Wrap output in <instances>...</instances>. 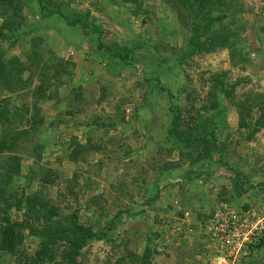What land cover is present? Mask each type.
I'll list each match as a JSON object with an SVG mask.
<instances>
[{"label":"rangeland","instance_id":"rangeland-1","mask_svg":"<svg viewBox=\"0 0 264 264\" xmlns=\"http://www.w3.org/2000/svg\"><path fill=\"white\" fill-rule=\"evenodd\" d=\"M16 1L15 14L0 9V28L22 27L0 37V48L5 59L28 56L33 75L27 78L24 70V86L14 92L0 82V100L16 107L11 123L0 121V140L6 134L10 143L17 135L16 145L0 153V214L21 222L25 202L20 209L16 202L22 194L38 193L62 215L75 214L94 230L112 219L113 230L88 243L74 264H132L133 255L144 253L149 233L154 237L148 264H216L219 253L198 236L203 228L194 232L191 226L223 203L240 207L264 196L244 192L235 198L233 173L224 167L207 182L177 184L164 166L177 162L186 173L189 159L175 148L166 150L186 129L170 128L171 106L179 105L184 121L195 118L188 120L193 130L212 123L221 154L249 185L264 180V127L248 140L251 133L238 128L233 105L250 108L244 117L253 125L264 115V0H223L217 8L204 6L201 16L195 13L198 3L188 8L178 0H48L64 16L86 19L85 29L41 16L36 0ZM210 12L223 16L210 33L220 30L234 44L192 53L194 19ZM91 24L101 29L98 35ZM198 33L199 42L208 45L205 33ZM98 42L129 49L127 65L97 49ZM216 78L230 90L229 98L213 91ZM52 172L58 177L44 184L42 176ZM151 196H158L154 210L143 206ZM38 243L24 233L20 247L30 253ZM229 256L234 264H264V246L259 252L240 246ZM0 264L15 263L0 251Z\"/></svg>","mask_w":264,"mask_h":264},{"label":"trees","instance_id":"trees-1","mask_svg":"<svg viewBox=\"0 0 264 264\" xmlns=\"http://www.w3.org/2000/svg\"><path fill=\"white\" fill-rule=\"evenodd\" d=\"M178 1H181V3L184 4V6H188V8L192 7V4H189V2L198 3V7L195 12L197 16H201L203 12L202 8L206 5L217 8V5L223 6L225 4L223 0ZM36 2L41 16L48 17L55 15L59 18H63L66 24L70 26H76L79 24L83 29L88 26V23H86L87 20L81 16H64L61 9H59L58 5L54 2L48 0H36ZM15 3H17L15 0H0V9L3 8L5 12L15 14ZM213 9L214 8H212V10ZM210 10L211 8H209V11ZM211 13L212 12L204 15L201 20L196 18L194 19L195 22L191 27L194 33L190 37V42L193 46V51H191L192 53L199 50L211 52L217 48L230 49L234 44V41L229 39L228 34L220 32V30L212 31L210 33V29L214 22L217 20L220 21L223 17L221 16L219 17L220 19H218L217 17L212 16ZM21 27V25L17 24V27L11 29L10 32L9 30L5 32L3 28H0V37L8 38L14 36L16 35L15 33L21 29ZM90 29L94 35H98L101 32L99 26H94V24L90 25ZM200 29L203 33H205V39H207L206 41L210 42L208 45L204 42H199L198 31ZM24 34L28 35V33ZM38 41L39 43L41 42L39 39ZM98 48L105 49L106 51L109 50L111 57L124 61V64L127 65V59L130 54L129 49L119 47L111 48L104 46L100 42L97 43V49ZM3 53L4 50L0 48V82H2L3 85L6 84V89H13L12 91L14 92V89H20L24 86V80H22L24 70L29 71L27 78L32 77L33 72L30 70L31 64L29 66L28 56L26 61H21L17 57L5 59ZM186 56L187 55L180 57V61H183ZM28 66L29 69H27ZM212 89L216 93L221 92L222 95L227 98L231 95L230 90L225 89L220 78H216ZM11 103L12 102L6 98H2L0 100V121H3L4 123L7 122L8 124L11 123V117H13V113L16 110V107L12 106ZM233 105L236 107L239 116L237 124L238 128H248V131L251 133L249 134L248 140L250 138L252 139L253 134L257 130L264 127V115H260L255 120L253 125L250 122H247L244 117V113L245 115L249 114L250 108L245 110V107L241 103L238 104L236 101H233ZM171 107L174 114H172L171 120V124L173 125H171L170 128L172 130H176L185 127L186 129H184V132H182L183 130H180V134L174 135L172 145L167 147L166 150L170 152L172 148H175L181 157L189 159V170L186 173L180 171V165L177 162H168L166 166H164V170L171 172V178L177 177L179 179L177 184L183 187L184 185L195 181L207 182L211 174L217 168L224 167L226 171L233 173V177H229V180L231 181L230 187L233 190L232 193L236 196L235 198L239 197L244 192L249 193L250 196H255L259 193H262L264 196V180H258L252 185H249L247 176H242L239 168L228 162L226 157L221 154V148L217 146V135L209 129V127L213 126L212 123L203 127L204 131H202V129L193 130L195 123L193 125L189 124L188 120L194 122L195 118L191 115H187L190 114V112H187L186 114L189 116L186 122L183 119L179 105ZM200 119L204 121V118L200 117ZM6 136L7 135L4 134L0 140V153L10 150L16 145L15 139H17V135L13 136L14 139L10 141V143L6 140ZM162 170L163 169H161V171ZM173 172H175L177 176ZM52 176L49 173H46L42 176L41 181L44 184L52 183L55 178L58 177V174L56 172H52ZM50 177L51 179H49ZM169 177L170 175L168 178ZM165 179L166 175L163 181ZM157 197L158 196H151L150 198H147L143 202V206L147 209L154 210L153 204ZM228 199L229 198H222L220 201H227ZM24 202L26 218L21 222H10L9 218L5 214H0V251L7 252L13 258L15 264H74L76 262V257L79 256L80 251L88 243L103 239L110 231L113 230L114 222L112 219L107 220L102 227L94 230L91 225H84L78 222L75 214L62 215L59 208L49 205V203L38 193H33L32 195L22 194L16 202L15 207L20 209L21 204ZM210 213L207 215L201 213L199 215V218L197 219V224L199 225L197 226V224H194L191 226L194 232H196V229L199 228L201 231L202 228L203 231L205 230L204 228L208 223V218L211 216ZM27 218H29V220ZM203 231L200 232L198 236L211 242L210 238L206 235V233H203ZM24 233L27 236L34 237L39 240L38 246L33 252L28 253L20 247L23 242ZM192 235L195 236L193 233ZM153 237L154 236L151 233L147 235V246L145 247L144 253L139 258L133 255L131 257L132 264H148L150 246ZM263 246L264 236H260V238L252 245V247L257 251H259V249Z\"/></svg>","mask_w":264,"mask_h":264},{"label":"built area","instance_id":"built-area-1","mask_svg":"<svg viewBox=\"0 0 264 264\" xmlns=\"http://www.w3.org/2000/svg\"><path fill=\"white\" fill-rule=\"evenodd\" d=\"M205 226V233L219 253L216 264H234L229 256L231 250L237 253L240 246L248 245L264 232V204L258 209L244 210L232 204L223 203L211 215Z\"/></svg>","mask_w":264,"mask_h":264},{"label":"clouds","instance_id":"clouds-1","mask_svg":"<svg viewBox=\"0 0 264 264\" xmlns=\"http://www.w3.org/2000/svg\"><path fill=\"white\" fill-rule=\"evenodd\" d=\"M264 204V201H262V200H254L253 202H251V204L249 203V204H241V209H244V210H249V209H258V208H260V206H262ZM232 205H234L235 206V204H232ZM237 205V204H236ZM260 236L262 237V236H264V232L262 233V234H260L256 239H255V241L251 244V245H253L259 238H260ZM212 243V242H211ZM250 245V246H251ZM212 249H213V247H212ZM259 252V251H258Z\"/></svg>","mask_w":264,"mask_h":264}]
</instances>
